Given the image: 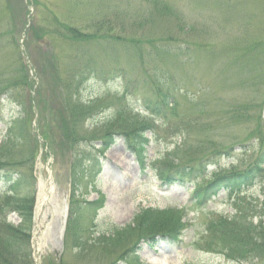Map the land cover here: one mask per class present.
Instances as JSON below:
<instances>
[{
	"label": "rangeland",
	"instance_id": "rangeland-1",
	"mask_svg": "<svg viewBox=\"0 0 264 264\" xmlns=\"http://www.w3.org/2000/svg\"><path fill=\"white\" fill-rule=\"evenodd\" d=\"M27 4L35 6L32 22L26 17ZM66 28L84 34L101 29L98 36L103 32L111 36L105 42L78 44ZM33 37L49 44L52 69L30 49ZM169 44L179 54L160 58V46ZM18 63L27 67L31 82L24 90L19 86ZM92 67L97 70L84 79ZM57 72L60 90L54 80L56 93L50 97L41 76L56 79ZM9 83L10 92L0 94V156L15 163L24 152L36 150L37 183L52 176L56 189L46 207L32 215L34 264L264 263V177L242 193L230 197L221 192L199 208L189 201L192 184L165 190L156 176L169 158L174 165L186 160L202 163L203 157L228 146L236 147L228 157L213 162L238 173L264 149V0H0L1 88ZM165 91L173 97L174 108L148 117L141 98L152 99ZM58 97L69 105L59 116ZM28 99L41 109L36 117L31 116ZM246 107V119L232 117L234 110ZM14 122L9 135L7 128ZM256 122L254 140L249 134ZM148 123L152 130L141 137L150 142L144 149L148 169L142 172L126 150L124 137L117 135L133 137L140 125ZM181 126L183 135L178 133ZM27 128L39 141L38 149L31 137L13 138ZM60 129L74 142L73 183L71 158L58 150ZM108 137L114 142L106 145ZM101 155L102 169L96 176ZM153 163L154 172L149 168ZM28 165L19 172L29 184ZM88 165L92 167L87 170ZM215 169L208 168L198 182L211 180ZM2 185L0 181V189ZM101 199L103 209L95 214L91 204ZM69 201L70 240L63 247L58 212ZM148 209L151 214L140 221L146 230L186 225L178 242L158 240L130 250L141 233L130 231L110 246L113 230L126 229ZM0 217L3 226L16 230L22 225L16 213ZM27 230V226L16 230L15 251L3 253V263L29 264Z\"/></svg>",
	"mask_w": 264,
	"mask_h": 264
},
{
	"label": "trees",
	"instance_id": "trees-1",
	"mask_svg": "<svg viewBox=\"0 0 264 264\" xmlns=\"http://www.w3.org/2000/svg\"><path fill=\"white\" fill-rule=\"evenodd\" d=\"M154 5H156V3H154ZM168 11V9L166 10ZM101 30V29H100ZM97 31L95 33H89V34H84L82 32H79V30L72 29V28H66L65 31H67L70 35V38L75 41L78 44H82L80 42H85L84 44H91L94 43L95 40L98 41H103L105 42L103 39L107 38L111 35H107L106 33H102L101 36H98V33L100 32ZM37 33V31H36ZM39 33V32H38ZM40 34V33H39ZM81 41H80V40ZM119 38H117L118 40ZM170 47H163L160 46V58H165V56H168L167 54H179L177 49H174L172 47V44H169ZM172 52V53H171ZM139 57V61L140 63H143V57L141 55V53H139L137 55ZM19 64V63H18ZM19 67L21 69V74H20V85L19 86H23V90L24 87L27 83L28 80V75L26 72V69L24 68V66L21 65V63L19 64ZM97 70V69H91V71L84 73V79L85 78V74H90L92 75V73ZM60 78V77H59ZM57 78V82H60V79ZM153 80L150 79V84L151 86H153L154 82H152ZM12 84L9 83V85H5L3 88H1L0 85V94L5 93V92H10L11 89L7 88L8 86H10ZM16 86V85H14ZM157 89V88H156ZM157 93V96H156ZM154 97H152V99H148V97H142L141 101H142V105L144 110H146L151 116L155 117V116H163L166 111H169V109L171 110V108H174V101L172 100L173 98L171 97V94L168 91L165 92H156ZM76 94H78V92H76ZM122 100V99H121ZM155 101V102H154ZM85 103L81 104V109H82V113L84 114L83 111V106H85ZM169 106V107H168ZM129 107V106H128ZM127 107V108H128ZM68 102L64 99L62 101L61 104V108L60 110L57 111L56 115L59 116L60 114L66 113L68 112ZM131 110V107L130 109ZM132 111V110H131ZM247 111H248V107L243 108V109H239V110H234L232 112V117L234 119H246L247 118ZM16 122L13 123V125H11L9 128V135L13 134V130H14V125ZM181 123V122H180ZM150 123L146 124V125H140V128L137 132H140L141 135L137 132L133 133V137H131L130 135H124V134H120L121 136H125L124 138H127L128 140V144L130 145V147L135 150L139 155L142 153V143L145 141L141 138L142 137V133L149 130ZM194 125V124H193ZM179 126V125H178ZM257 122L254 124V126L252 127V129L250 130V134L249 136L252 137L255 140V135L254 132L257 127ZM186 132L185 130H182V126L181 129H179L178 133L182 134ZM62 133L68 138L70 139L62 130ZM18 134H21V137H13L16 139H21L24 138V136H26V138H30L29 136V130L24 129L23 132H19ZM8 135V136H9ZM141 140V143L135 140ZM71 140V139H70ZM112 137H108L106 141H104V143L106 145H108L109 143H111ZM135 142V143H134ZM72 143V140H71ZM74 144V142H73ZM219 155H227V153H222L220 152ZM210 158V157H209ZM207 157H203L202 160H207ZM264 159V151L259 153L258 158L256 160V163L251 166L248 170H246L244 173L241 174H237V173H229L228 175H225L219 179H216L215 182H213V184H211V186H209V188L206 191H201L200 192V196L204 197V195H206L208 198L215 195L219 189L224 188L227 190H236L239 189L242 186H245L247 184H249L251 181H253L255 178L261 176L262 174V169H261V164L262 161ZM32 160V154L29 152H24V157L21 158L20 160H17L15 163H11L8 161V157H4V155L0 156V181L3 182V186L0 189V216L2 215H6L9 212H13L16 213L20 216L21 218V227L19 229L16 228V230H21L22 227H26L27 229L29 227V222H30V209H31V204H32V192L33 189L31 188V185L33 183L32 178L30 177V175L27 173V179L29 181V184L26 183V179L24 178L23 175L20 174L19 170L20 168L24 167L25 165H28L30 163V161ZM23 161L25 162V164H23ZM187 165H193L195 162L191 161V160H186ZM11 163V164H10ZM87 170L90 168V165H88ZM29 169V165L28 168ZM164 171L163 172H158V175L160 177L163 178V176H166L167 173L173 171L172 173L174 174H179L181 177H185V178H191L192 174L190 172H187V170L189 171L188 167H177L176 165H174L173 160L172 159H168L166 165L163 167ZM30 171V170H29ZM168 178V175L166 176ZM26 190H30V192H26ZM152 210H146L141 212L140 214L136 215L132 224L127 226L126 229H121V230H117V231H112L110 233V237H109V242H110V246H113L112 242H118L121 241L122 238H124L125 236L129 235L132 232H138L140 231L141 233L138 234L139 238L137 241L140 240H144L146 242H153V240L159 236V237H167L173 240L178 239V237L181 235L182 232V225H177V227L175 229H166V230H155V229H150V230H146L145 229V225L144 222H140L142 219H145L146 217H144V214H151ZM222 221V220H220ZM219 221V222H220ZM218 224H210L208 226V228L212 229L214 228V226L221 224V222ZM174 228V226L172 227ZM0 229H3V231L0 232V238H2L0 240V264H8V263H3L1 260V257L4 254H13L15 251V247H14V237L16 235V230L10 228V227H6L2 225V219L0 217ZM69 228L67 230V238L69 235L68 233ZM132 231V232H130ZM27 239V237H26ZM70 237L68 238L67 242H69ZM137 241L134 243V245L137 243ZM134 245L132 248H130V250H132L134 248ZM27 259H28V263H30L29 260V253H28V247H27Z\"/></svg>",
	"mask_w": 264,
	"mask_h": 264
},
{
	"label": "bare ground",
	"instance_id": "bare-ground-1",
	"mask_svg": "<svg viewBox=\"0 0 264 264\" xmlns=\"http://www.w3.org/2000/svg\"><path fill=\"white\" fill-rule=\"evenodd\" d=\"M46 184L43 183H39V191H40V200L38 202V208H42L44 209V206L46 204V202L49 200L48 197L51 196V194L53 193L52 188L50 187L49 183H48V189L43 191L44 187ZM47 186V185H46ZM47 194V196H46ZM43 206V207H42ZM46 207V206H45ZM61 215H60V221L64 222V218H65V214L63 213V211H61ZM53 213H51L52 215Z\"/></svg>",
	"mask_w": 264,
	"mask_h": 264
}]
</instances>
